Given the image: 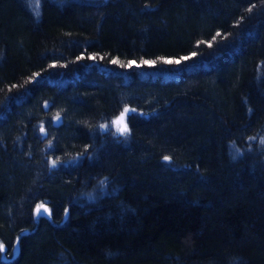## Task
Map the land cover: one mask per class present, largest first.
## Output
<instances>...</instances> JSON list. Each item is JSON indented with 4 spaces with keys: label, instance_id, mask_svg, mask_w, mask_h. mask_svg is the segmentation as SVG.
I'll return each instance as SVG.
<instances>
[{
    "label": "trees",
    "instance_id": "1",
    "mask_svg": "<svg viewBox=\"0 0 264 264\" xmlns=\"http://www.w3.org/2000/svg\"><path fill=\"white\" fill-rule=\"evenodd\" d=\"M0 244L264 264V0H0Z\"/></svg>",
    "mask_w": 264,
    "mask_h": 264
},
{
    "label": "snow or ice",
    "instance_id": "2",
    "mask_svg": "<svg viewBox=\"0 0 264 264\" xmlns=\"http://www.w3.org/2000/svg\"><path fill=\"white\" fill-rule=\"evenodd\" d=\"M219 35V34H218ZM211 46V45H209ZM187 59V58H185ZM171 63V61H169ZM180 61H175V63H179ZM129 110L128 109H125V114L128 112ZM57 119H59V117L57 116ZM114 123H116L118 125V130L122 133V134H126L129 129H128V126H127V123L125 122V118L124 116H121L120 119L118 121H115ZM164 159L166 161H169L171 158L170 157H164ZM55 163V162H53ZM41 210H43L44 213H48L50 215V211L49 209L44 205V204H40L37 208H36V214L37 215H41ZM4 250V245L3 244H0V251H3Z\"/></svg>",
    "mask_w": 264,
    "mask_h": 264
},
{
    "label": "water",
    "instance_id": "3",
    "mask_svg": "<svg viewBox=\"0 0 264 264\" xmlns=\"http://www.w3.org/2000/svg\"><path fill=\"white\" fill-rule=\"evenodd\" d=\"M125 109H128V110L130 111V109H129L128 107H126ZM125 109H124L122 112L119 113V115H118V117L116 118L115 121H118V120L120 119L121 116H124V118H125V116H126V114H125ZM129 111H128V112H129ZM128 112H127V113H128ZM115 128L118 130V125H117L116 123H115Z\"/></svg>",
    "mask_w": 264,
    "mask_h": 264
},
{
    "label": "bare ground",
    "instance_id": "4",
    "mask_svg": "<svg viewBox=\"0 0 264 264\" xmlns=\"http://www.w3.org/2000/svg\"><path fill=\"white\" fill-rule=\"evenodd\" d=\"M114 127H115V124H114ZM115 130L117 131V132H120L119 130H117L116 128H115Z\"/></svg>",
    "mask_w": 264,
    "mask_h": 264
}]
</instances>
